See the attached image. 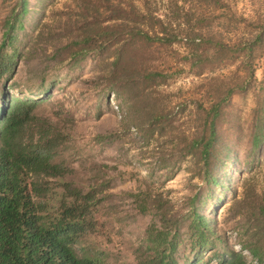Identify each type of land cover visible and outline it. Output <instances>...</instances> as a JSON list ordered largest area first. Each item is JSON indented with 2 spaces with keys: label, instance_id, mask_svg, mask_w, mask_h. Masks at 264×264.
<instances>
[{
  "label": "rangeland",
  "instance_id": "374dc122",
  "mask_svg": "<svg viewBox=\"0 0 264 264\" xmlns=\"http://www.w3.org/2000/svg\"><path fill=\"white\" fill-rule=\"evenodd\" d=\"M135 3L142 11L148 6L177 39L135 38L73 55L83 46L72 44L83 25L81 0H0L1 55L13 61L0 80V98L8 92L47 99L38 112L65 135L56 157L71 169L64 181L85 192L94 188L100 198L95 229L82 245L103 264H139L149 227H160L154 208L140 211L139 194L148 205L159 198L180 222L181 264L193 255L187 233L197 195L206 198L197 206L216 245L203 257L234 249L258 264L242 246L260 239L264 247V231L252 235L264 198V140L252 144L257 126L264 127V0ZM144 30L155 36L151 26ZM150 72L159 76L150 80ZM212 120L219 135L210 169L220 177L216 186L193 147L209 136ZM226 147L231 154L223 167Z\"/></svg>",
  "mask_w": 264,
  "mask_h": 264
},
{
  "label": "trees",
  "instance_id": "16d2710c",
  "mask_svg": "<svg viewBox=\"0 0 264 264\" xmlns=\"http://www.w3.org/2000/svg\"><path fill=\"white\" fill-rule=\"evenodd\" d=\"M135 1L81 0L84 6V13H81L83 25L79 27V34L72 44L83 46L72 51V54L85 55L90 50H96L95 45L126 43L135 38L168 43L177 39L176 35L168 33L161 19L153 17L148 6L145 5L146 12L142 11ZM26 9L24 2L23 13ZM158 22L160 27H155ZM150 26L155 32L154 37L144 30ZM257 41H262L261 35ZM4 58L0 48V80L13 68L12 59L5 63ZM117 63L114 65L117 66ZM157 76L159 73L150 72L147 78L154 80ZM1 95L0 264H103L101 256L82 245L83 237L95 229L94 213L100 198L94 188L85 192L73 186V183L64 181L71 169L64 162L57 161L56 157L65 143V135L59 124L38 112L47 99L9 95L8 92ZM133 107L131 104L128 106L130 114ZM218 107L219 104L212 106L214 118L219 115ZM257 129L252 140L254 149L264 140V127L257 126ZM218 141L215 121L212 120L209 136L193 143V147L198 145L200 149L199 156L206 168L205 179L212 186L220 184V177L210 170ZM226 149V154L220 158L223 167L231 154L229 148ZM57 180L61 181V189L57 188ZM135 196L142 200L140 211L147 212L154 208L152 211L156 210L160 221V227L154 223L149 227L148 245L139 253L138 263L181 264L176 258L182 243L179 238L180 222L168 215L159 198L148 205L147 197H142L144 194ZM192 200L196 203L191 211L193 221L187 234L193 255H186L184 264H252L243 252L234 249L221 254L213 251L212 257H203V250L209 248L210 244L216 247L209 239L214 232L209 219L197 206V202L205 204L206 198L197 195ZM259 203L253 213L257 220L253 237L264 231V198ZM259 242L260 239H251L242 247L251 253L258 264H264V247ZM214 256L218 260L216 263H212Z\"/></svg>",
  "mask_w": 264,
  "mask_h": 264
}]
</instances>
